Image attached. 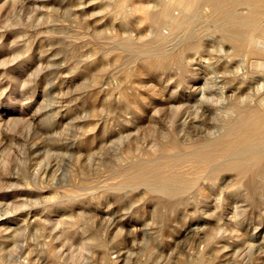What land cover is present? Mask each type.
<instances>
[{
    "label": "rangeland",
    "instance_id": "374dc122",
    "mask_svg": "<svg viewBox=\"0 0 264 264\" xmlns=\"http://www.w3.org/2000/svg\"><path fill=\"white\" fill-rule=\"evenodd\" d=\"M117 1L0 0V264H264V146L241 177L181 166L170 195L119 175L210 144L217 94L264 83V49L202 1L158 44Z\"/></svg>",
    "mask_w": 264,
    "mask_h": 264
},
{
    "label": "bare ground",
    "instance_id": "6f19581e",
    "mask_svg": "<svg viewBox=\"0 0 264 264\" xmlns=\"http://www.w3.org/2000/svg\"><path fill=\"white\" fill-rule=\"evenodd\" d=\"M129 1L118 0L116 4L122 7ZM137 1L138 10L143 11V17L151 22L154 41L158 44L165 43L181 23L185 22V11L192 10L199 1H202L208 6L210 15L220 21L222 34L229 42L239 44L240 35L246 31L255 47L264 49V24L260 23L264 0H241L246 5L241 12L233 7V2L239 0H152V4H148L145 10L143 3L146 0ZM33 2L41 3V0ZM38 5L35 4V11L39 10ZM163 24L168 25L164 26L167 28L166 32L162 30ZM217 96L213 102H216L214 127L217 134L211 139L210 144L206 142L199 148L177 152L172 157L160 154L145 158L133 164L131 169L120 170L121 180H146L160 193L170 195L186 181L185 176L177 171L184 165L202 169L212 163L214 172L233 170L239 177L244 176L249 165L255 163L259 157L255 148L264 146V83L233 86L221 90ZM173 106L170 108H174ZM171 145L178 147L179 141L173 140Z\"/></svg>",
    "mask_w": 264,
    "mask_h": 264
}]
</instances>
